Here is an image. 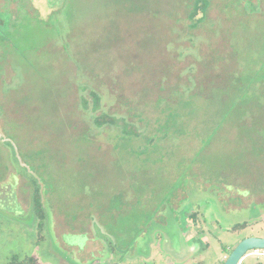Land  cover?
Returning a JSON list of instances; mask_svg holds the SVG:
<instances>
[{"label":"rangeland","instance_id":"rangeland-1","mask_svg":"<svg viewBox=\"0 0 264 264\" xmlns=\"http://www.w3.org/2000/svg\"><path fill=\"white\" fill-rule=\"evenodd\" d=\"M194 1L0 0V264H223L264 238V83L211 94L263 73L264 0H208L199 24Z\"/></svg>","mask_w":264,"mask_h":264},{"label":"trees","instance_id":"trees-1","mask_svg":"<svg viewBox=\"0 0 264 264\" xmlns=\"http://www.w3.org/2000/svg\"><path fill=\"white\" fill-rule=\"evenodd\" d=\"M208 0H195L192 4L191 10L188 14L189 20L192 21V23L195 24H199L203 21V17L198 18L199 15H204L207 6H208ZM6 16V15H5ZM5 25V20L2 19L0 17V27ZM1 35V34H0ZM232 57V56H231ZM218 61V60H216ZM211 68H213L212 70L215 69H221V65L217 64L216 62H211L210 64ZM255 66V65H254ZM255 68V67H254ZM264 68V64L260 69ZM260 72H263L261 75H258V73L256 71H249V73H242L241 75L245 76L244 79H246L248 81V85L247 87H243V84H241V82L238 80L240 79L239 77L235 76L237 73V70L232 69L231 71H228L225 74H221L222 71H220V77L219 78H226L227 81L229 82L228 85H223L222 87L216 86L218 87L220 90H217L216 92H211V94H213L216 99H219V101H224L227 104L231 103V105H238L241 101L238 100L239 99V95H241V93H243V96L250 98L252 97V95H254L255 93L252 92V89H255L254 86H257V82H263L264 83V70H260ZM222 70V69H221ZM262 83V84H263ZM216 90V89H214ZM213 90V91H214ZM224 92H223V91ZM186 91V90H185ZM200 91V89H199ZM197 88H195V94H200ZM227 92V93H225ZM90 97L92 100V111L96 112L99 109V97L96 93L94 92H90ZM238 97V98H237ZM209 100H213L210 99V97H208ZM81 105H83L84 109H86L88 107V101L86 99H82L81 101ZM185 110L181 109L180 112H184ZM93 124L97 127V128H101L103 126L109 125V126H113V125H120L121 126V132L124 135H129V136H133L134 131L126 124V123H122V121H120V123L115 119H113V117L107 115V114H100L98 116H95L93 119ZM33 187V186H32ZM30 202H31V208H32V212L34 213L35 216H37L38 218H40L43 214V208H42V200H41V194H40V190L38 188V186H35L34 188H32L31 191V195H30ZM246 227L245 224H239V225H235L232 228H230L231 232H237L238 230L244 229ZM232 248L229 250V253L231 252ZM9 264H39L34 258L31 257H26L24 259H20L18 260L17 258H12Z\"/></svg>","mask_w":264,"mask_h":264},{"label":"water","instance_id":"water-1","mask_svg":"<svg viewBox=\"0 0 264 264\" xmlns=\"http://www.w3.org/2000/svg\"><path fill=\"white\" fill-rule=\"evenodd\" d=\"M254 251H264V238H246L239 242L226 257L223 264H239L243 258Z\"/></svg>","mask_w":264,"mask_h":264},{"label":"built area","instance_id":"built-area-1","mask_svg":"<svg viewBox=\"0 0 264 264\" xmlns=\"http://www.w3.org/2000/svg\"><path fill=\"white\" fill-rule=\"evenodd\" d=\"M255 253H257L258 251H254ZM258 256H264V254H260V253H257Z\"/></svg>","mask_w":264,"mask_h":264},{"label":"crops","instance_id":"crops-1","mask_svg":"<svg viewBox=\"0 0 264 264\" xmlns=\"http://www.w3.org/2000/svg\"><path fill=\"white\" fill-rule=\"evenodd\" d=\"M177 169H179V168H177ZM176 172H177V170H176ZM176 172H173V173H175L176 174ZM159 200V199H158ZM162 200H163V198H162ZM264 252V251H263Z\"/></svg>","mask_w":264,"mask_h":264}]
</instances>
